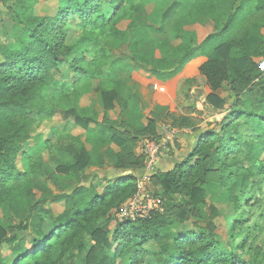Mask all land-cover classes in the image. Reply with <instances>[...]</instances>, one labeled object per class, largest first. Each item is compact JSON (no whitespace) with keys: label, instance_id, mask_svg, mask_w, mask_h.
I'll return each mask as SVG.
<instances>
[{"label":"trees","instance_id":"1","mask_svg":"<svg viewBox=\"0 0 264 264\" xmlns=\"http://www.w3.org/2000/svg\"><path fill=\"white\" fill-rule=\"evenodd\" d=\"M135 1L56 0L52 14L38 16L34 8L40 0H0L8 9L0 15V210L4 216L27 213L12 236L0 220V264H68L76 252L86 253L83 264H260L249 240L251 227L256 231L262 224L245 226L249 212L243 203L254 207L249 202L264 185V86L260 95L255 89L264 85L256 61L264 56V0H139L147 16L139 23L127 7ZM179 18L185 23L174 25ZM124 20H131L126 30L120 28ZM205 23L215 32L199 42L186 27ZM89 41L97 45L88 48ZM125 43L124 54L108 55ZM146 44L160 56H144ZM199 55L207 57L200 74L211 89L212 108H221L220 95L228 91L237 101L217 128L198 136L186 160L158 172L155 181L166 194H184L196 207L206 194L225 187L235 205L232 241L224 243L205 228L178 232L180 222L158 212L111 230L114 216L138 190L136 176L125 172L142 167L144 158L136 157L134 147L140 137L154 139L158 130L155 118L130 108L138 95L119 72L140 66L167 82ZM105 72L111 79L94 87ZM195 82L189 78L184 84ZM93 90L102 95L104 122L92 107L81 105ZM246 92L251 96L244 100ZM116 105L123 110L121 122L108 114ZM57 116L73 119L85 136L42 140L44 151L30 145L35 125ZM98 142H116L123 151L94 156L86 145ZM105 157L123 173L99 191L82 177L90 167L103 166ZM70 182L76 185L66 192ZM51 184L64 191L51 199L64 203L59 214L44 208L46 198L33 204L35 190L47 193ZM185 216L181 211L180 221ZM87 236L95 242L92 248ZM247 248L255 256L250 260L241 256Z\"/></svg>","mask_w":264,"mask_h":264},{"label":"rangeland","instance_id":"2","mask_svg":"<svg viewBox=\"0 0 264 264\" xmlns=\"http://www.w3.org/2000/svg\"><path fill=\"white\" fill-rule=\"evenodd\" d=\"M139 0L135 3L127 4L129 12L133 15V20L139 23L141 20L146 19L144 10L138 8ZM56 6V0H40L39 4L34 8V12L38 16H44L46 14H52ZM153 7L147 6V13L152 11ZM8 14L6 4L0 2V15L5 16ZM131 20H124L120 23V28L123 30L128 29ZM185 23V19H175L174 25ZM186 29L195 31L198 41L202 42L208 35L215 32L212 24H195L187 26ZM78 32V31H76ZM75 33V36L77 33ZM74 33L70 34L71 38L74 37ZM6 40V39H5ZM97 43L95 41L87 42L88 48H93ZM127 43L119 46L115 49H110L109 56L124 54L128 50ZM147 57H159L160 52L158 49L150 47L146 44L141 52ZM201 58L205 56H197L195 58ZM264 57V56H263ZM256 59L259 61L263 58ZM190 60L182 69V71L175 77L177 79H171L167 82H162L156 79L154 76L145 72L140 66L135 67L133 70L128 71L123 69L120 74H123L129 81V84L133 87L134 91L138 95L134 100L130 101V108H137L145 116L155 118L157 120L158 130L154 139L149 137H140L134 152L136 157H143L144 161L142 167L134 168L129 167L126 169V173H132L137 178L138 190L134 198L128 200V202L122 207V211L114 216L111 227L115 229L116 224L122 223L131 218L122 216L124 211L127 214H141L144 217H152L153 213H160L165 215L169 220L180 222L179 231H196L204 229L222 238L224 243L232 241V237L235 230L232 228V221L234 214V202H232L231 195L225 187H221L219 190H214L206 194L203 204L201 206H194L188 200V197L184 194L168 195L155 181V175L158 172H166L173 168L180 162L186 160L189 154L192 152L194 146L197 144L198 136L208 129L217 128L216 123H221L222 119L228 114V110L237 101L234 92H226L220 95L223 100V105L219 110L212 108L209 104L208 96L211 94V89L208 87L205 77L199 72L195 73V83L192 85H185L182 74L185 67L193 61ZM207 58V57H206ZM105 72L103 77H100L94 82V87H97L100 82L109 81L111 77ZM181 78V79H180ZM178 80V82H177ZM264 85L256 86V93L259 92L258 88H262ZM261 94L260 92L258 93ZM250 92H246L242 95V99L250 97ZM82 106H90L96 113L99 114V121H105V107L102 95L99 90H93L90 94L84 96L81 100ZM157 107H163L164 111H158ZM109 116L113 120H119L121 122V116L123 110L119 105L111 110ZM147 123V121L145 120ZM120 128V126H118ZM60 134H70L73 136H85V130L75 124L73 119L65 122L60 116L53 117V119H47L39 122L32 130V138L29 141L30 145H39L42 140L53 139L56 141ZM152 139V140H151ZM36 145V146H37ZM156 145V146H155ZM88 150L94 156L105 155L107 150H113L120 153L122 146L116 142L110 143H93L86 145ZM160 146V148H159ZM40 151H44L42 143L39 145ZM159 148L158 153L156 152ZM104 165H94L90 167L83 175L82 182L89 186H98V190L102 191L103 187L107 184V180L115 179L123 173V171L113 168V162L105 157ZM18 169L23 170L22 161H18ZM124 172V173H125ZM70 188L66 190L69 192L76 184L70 182ZM50 191L42 194V190L37 188L35 193L37 198L33 199V204L37 200L46 198L44 202V208H52L55 214H59L64 210V203H51V199L54 195H58L61 190L58 186L51 184ZM261 199L262 204L256 205V201ZM244 209L249 212V223L245 226H254L258 221L261 227L256 231L251 227L252 234L250 235L249 243L254 242L256 247L255 255L259 254V257L252 256L248 252V248L245 251H241V256L250 260L255 257L256 263L264 264V185L263 191H258L249 202V205L254 207H248L244 204ZM136 210V211H133ZM181 211L186 212V216L180 221ZM27 213L21 217L14 215L4 216L0 210V220L6 227L9 235L17 234L20 231L19 226L25 224ZM141 217V216H140ZM48 225V223H47ZM48 228V227H47ZM242 229H239L241 232ZM240 237H234L233 243L237 245V240ZM88 248H92L95 242L90 236L85 240ZM85 254L75 253L74 258L68 264H83Z\"/></svg>","mask_w":264,"mask_h":264},{"label":"crops","instance_id":"3","mask_svg":"<svg viewBox=\"0 0 264 264\" xmlns=\"http://www.w3.org/2000/svg\"><path fill=\"white\" fill-rule=\"evenodd\" d=\"M207 61L206 57H199L195 58L193 61H191L184 69V72L182 74V78H184V81L189 78H194L196 75L195 73H200V67ZM179 77H175L174 79H177ZM173 79V80H174ZM181 79V78H180ZM178 82V80H177Z\"/></svg>","mask_w":264,"mask_h":264},{"label":"built area","instance_id":"4","mask_svg":"<svg viewBox=\"0 0 264 264\" xmlns=\"http://www.w3.org/2000/svg\"><path fill=\"white\" fill-rule=\"evenodd\" d=\"M259 68H260V70L264 73V57L259 61ZM156 146V145H155ZM159 148H160V146H159ZM159 148L157 149V153H158V151H159ZM133 211H136V210H133ZM122 216H127V217H129V215L131 216V218H133V219H131V220H137V219H139V218H147V217H144V216H142L141 214H138V216H137V213H135V214H127L125 211H124V213L122 212ZM141 216V217H140ZM130 218H128V220H129Z\"/></svg>","mask_w":264,"mask_h":264}]
</instances>
